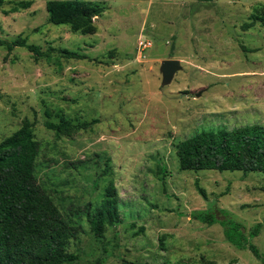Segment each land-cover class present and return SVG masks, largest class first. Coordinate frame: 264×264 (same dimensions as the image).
Wrapping results in <instances>:
<instances>
[{"label":"rangeland","instance_id":"374dc122","mask_svg":"<svg viewBox=\"0 0 264 264\" xmlns=\"http://www.w3.org/2000/svg\"><path fill=\"white\" fill-rule=\"evenodd\" d=\"M23 1L33 5L13 13ZM49 1L11 0L0 12L1 41L50 52L0 46V143L33 123L38 181L80 228L73 264H263L193 215L217 202L246 234L262 223L249 241L264 256V174L182 171L177 146L203 131L264 126V24L252 21L264 17V0H84L105 9L88 35L51 24ZM165 60L182 70L163 86ZM95 119L73 136L45 127ZM111 183L122 223L98 241L86 209Z\"/></svg>","mask_w":264,"mask_h":264},{"label":"trees","instance_id":"16d2710c","mask_svg":"<svg viewBox=\"0 0 264 264\" xmlns=\"http://www.w3.org/2000/svg\"><path fill=\"white\" fill-rule=\"evenodd\" d=\"M8 1L11 0H0V12ZM32 5V2H20L12 12L27 10ZM46 8L51 24L69 26L83 35L94 31V20L105 11L100 4L84 0H52ZM252 21L264 24V17L253 15ZM0 46L9 52L25 48L36 58L50 56L49 51L28 44L23 38L11 42L0 40ZM59 53L67 59H87L85 55L67 49ZM98 123L97 119L77 125L65 120L58 123L47 121L45 127L60 137L90 130ZM33 128V123L25 121L18 131L0 143V264H73L80 257L69 253L68 247L80 228L63 215L38 181L36 162L41 145L34 138ZM177 156L182 171L264 174V126L256 124L203 131L181 142L177 146ZM196 187L206 198L198 182ZM86 210L91 230L98 241L104 239L108 227L122 223L113 183L108 186L103 203L95 210L89 205ZM193 218L208 226L221 225L231 245L250 250L264 264V256L249 241L260 235L262 223L246 234L245 227L227 211L217 209V202L211 203L206 211L194 214ZM97 264L103 262L98 261ZM122 264L142 263L125 260Z\"/></svg>","mask_w":264,"mask_h":264},{"label":"water","instance_id":"95a60500","mask_svg":"<svg viewBox=\"0 0 264 264\" xmlns=\"http://www.w3.org/2000/svg\"><path fill=\"white\" fill-rule=\"evenodd\" d=\"M181 70H182V65L180 61L178 60L163 61L160 69L163 77V81H162L163 86L171 84L176 74Z\"/></svg>","mask_w":264,"mask_h":264},{"label":"built area","instance_id":"2783aa9c","mask_svg":"<svg viewBox=\"0 0 264 264\" xmlns=\"http://www.w3.org/2000/svg\"><path fill=\"white\" fill-rule=\"evenodd\" d=\"M144 48H148V46H151V43L142 42L141 44Z\"/></svg>","mask_w":264,"mask_h":264}]
</instances>
